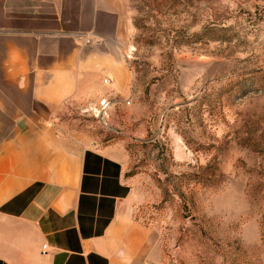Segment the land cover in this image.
<instances>
[{"label":"rangeland","instance_id":"obj_1","mask_svg":"<svg viewBox=\"0 0 264 264\" xmlns=\"http://www.w3.org/2000/svg\"><path fill=\"white\" fill-rule=\"evenodd\" d=\"M117 1L126 92L62 130L125 153L169 264H264V0Z\"/></svg>","mask_w":264,"mask_h":264},{"label":"crops","instance_id":"obj_2","mask_svg":"<svg viewBox=\"0 0 264 264\" xmlns=\"http://www.w3.org/2000/svg\"><path fill=\"white\" fill-rule=\"evenodd\" d=\"M117 2L0 0V264H169L125 153L59 115L126 92Z\"/></svg>","mask_w":264,"mask_h":264}]
</instances>
